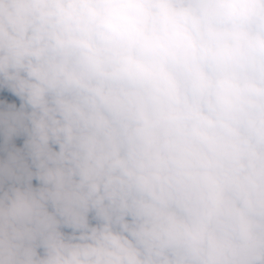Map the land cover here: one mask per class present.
<instances>
[{
	"label": "clouds",
	"instance_id": "1",
	"mask_svg": "<svg viewBox=\"0 0 264 264\" xmlns=\"http://www.w3.org/2000/svg\"><path fill=\"white\" fill-rule=\"evenodd\" d=\"M0 264H264V0H0Z\"/></svg>",
	"mask_w": 264,
	"mask_h": 264
}]
</instances>
